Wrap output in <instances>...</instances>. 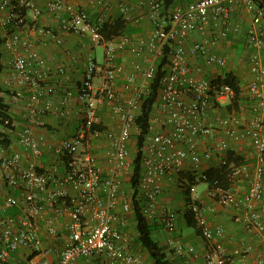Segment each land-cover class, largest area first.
I'll use <instances>...</instances> for the list:
<instances>
[{
    "label": "built area",
    "instance_id": "built-area-1",
    "mask_svg": "<svg viewBox=\"0 0 264 264\" xmlns=\"http://www.w3.org/2000/svg\"><path fill=\"white\" fill-rule=\"evenodd\" d=\"M121 10L128 23H138L148 18L153 24L150 38L122 36L117 41L103 42L101 32L105 21L103 13L95 19L84 8L67 0H48L43 8L35 0H0L2 25L8 32L3 47L12 54L14 81L29 92L27 123L18 132L19 145L35 158L42 157L46 148L44 138L34 129L44 125V117L55 113L50 97L57 92L47 84L48 73L38 66L46 63L40 50L21 28L31 19L37 23L47 11L59 19L60 30L38 27L47 41L63 43V33L88 37L96 45L105 47V61L88 62L85 77L79 86L78 96L84 104V122L70 139L50 147L54 154L66 160L67 170L58 173L55 163L40 170L35 160L23 154L0 155V264H153L134 248L128 227V215L133 210L134 194L124 201L118 211L122 179L133 175V159L129 143L136 125L143 96L149 93L156 77L157 66L142 71L137 64L126 77L127 96L116 87L124 66L117 62L118 52L128 49L134 56L144 57L153 52L158 58L168 59L162 78L158 101L151 115L152 134L147 139L142 155V174L137 188L144 215L152 222L165 226L169 233L178 228L179 213L159 204L164 193V182L190 167H198L203 161L210 167L215 161L228 164V152L232 142L250 141L257 154L254 169L245 165L233 167L230 181L245 179L248 192L242 198L234 186L225 187L215 181L210 188L218 203L225 207L245 205V215H236L235 222L243 223L249 233L264 234V0H180L165 13L166 0H143L148 3L145 13H135L126 0H110ZM106 5L109 3H101ZM244 7L251 14L246 29L251 53L249 69L253 75L246 95L253 102V117L245 119L240 112L229 115L216 113L208 123L209 111L216 103H228L235 92L228 84H219L209 78L206 66H192L189 56L203 57L206 65L216 69L228 66V59L216 53V48L229 33H241L243 28L234 22L237 8ZM62 34V35H61ZM198 35L192 47L186 42ZM66 75V68L59 67ZM143 72L144 81L135 84L136 76ZM97 74L102 83L96 84ZM20 95V94H19ZM73 92L67 91L57 112L66 117ZM107 105L120 122L118 132L97 128L102 122L99 107ZM224 137L219 139L217 134ZM93 139L109 142L105 154L109 171L104 170L96 154L81 149ZM199 148L203 149L200 153ZM82 159V160H81ZM204 171L201 178L206 181ZM132 177V176H131ZM130 177V178H131ZM192 210L196 213L201 235L209 244L204 251L187 244L181 237L168 240L171 251L182 258L184 264H235L238 258H248L254 246L247 241L228 249L222 239L226 236L223 226L214 227L205 216V207L197 202L196 187H191ZM105 195V196H103ZM19 208L20 214L8 211ZM51 211V217L47 212ZM66 218L63 228L57 219ZM46 220L47 233L54 240L45 241L40 222ZM60 241L57 246L55 241ZM15 254H17L15 256ZM51 256H54L52 258ZM256 264H264V253L255 257Z\"/></svg>",
    "mask_w": 264,
    "mask_h": 264
},
{
    "label": "crops",
    "instance_id": "crops-1",
    "mask_svg": "<svg viewBox=\"0 0 264 264\" xmlns=\"http://www.w3.org/2000/svg\"><path fill=\"white\" fill-rule=\"evenodd\" d=\"M37 4L45 8L48 0H35ZM75 3L76 5L86 9L93 18L97 19L101 13L105 15V19L114 17L120 14L121 11L119 7L111 2L110 0H68ZM131 7H133L135 13H145L148 3L143 0H126ZM101 3H109L102 5ZM5 14L0 16V36L5 38L8 32L11 31L2 25L1 19ZM251 14L244 7L237 8L234 14V22L240 24L243 28L241 33L230 32L226 40L215 49L216 53L222 55L228 59V66L224 69H216L206 65V61L203 57L197 59L189 56V62L192 66L201 64L206 66V73L209 78H214L217 75H224L225 73L232 72L237 75L242 81L243 91L246 94L247 88L250 82L253 80V75L249 69L248 57L251 53V48L248 45L246 29L251 22ZM130 27L137 29L132 34H124L123 36L131 37H143L150 38L153 32V24L148 18H144L138 23H129ZM38 27H50L56 31L61 32L59 19L51 14L50 12H45L37 23L32 22L30 19L27 20L25 25L22 26L21 31L27 35L31 41L40 50L42 57L46 59V63L42 66H38L39 71L43 73H48L46 82L47 84L54 85L57 88V92L53 94L50 99L55 106V113L50 112L44 117V125L38 126L34 129V133L38 137L44 138L43 145L46 148L45 154L40 158H35L30 153L26 152L18 143L17 136L26 125V115H27V100L29 92L20 87L13 78V68L11 64L12 54L8 52L4 47H1L2 53V64L3 72L0 74V84L4 87L6 91V97L8 103L11 106V113L13 117V122L15 129L10 133L12 137V144L0 150V155H12L15 153H21L26 159L35 160L39 169L44 170L48 168L51 164L55 163V169L58 173H64L67 170L66 160L61 159L54 150L50 147L57 146L63 140L70 139L73 137L82 127L84 122V104L78 96L79 86L81 85L85 74L88 62L91 59L97 60L96 57V45H94L88 37L81 36L72 33H63V43L57 44L51 41H47L46 37H43L41 33L37 30ZM62 33V32H61ZM122 37V36H121ZM121 37L116 38L113 41H117ZM198 39V35H192L186 42L187 49H190ZM104 47V46H103ZM105 50V47H104ZM159 60L153 52H147L144 57L134 56L128 49L118 52L117 62L124 66L123 73L120 74L116 82L117 90L124 96H127L129 92L126 90V77L135 70V66L139 64L142 67V71L148 70L151 66L155 65L158 67ZM98 61V60H97ZM105 61V59H104ZM104 63V62H103ZM64 66L66 68V75L59 72V67ZM144 81L143 72H139L136 76L135 84H140ZM96 84L102 83L101 75L97 74L95 78ZM72 91L73 96L69 102V112L66 117L60 115L57 110L61 108V101L64 94L67 91ZM20 94V95H19ZM226 104V103H225ZM224 105V103H222ZM246 110L240 115L245 119H250L253 117V110L251 109L252 103L245 104ZM140 112V111H139ZM139 112L137 114H139ZM220 112L222 115H229L233 113H226L225 111L217 108H211L209 111V116L207 122H212V118L216 113ZM98 115L101 119L102 126L106 129L118 132L120 130V122L113 115L110 108L107 105H102L99 107ZM139 133L137 128L133 131V136L130 140L129 147L131 150V155L136 152V135ZM221 139L224 137L222 132H219L216 136ZM109 147V142L104 140L93 139L91 141L85 142L81 149H85L94 153L99 158V163L104 170L103 179L106 178L109 166L105 159V153ZM200 153H203V149L199 148ZM236 156L244 158L243 165L247 166L249 169H254L257 164V154L250 141L244 142H232L231 150ZM229 151V152H230ZM229 155V153H228ZM82 160V159H81ZM188 168L183 170L185 175L177 174L173 175L171 178H167L164 182L165 189L164 193L159 197L158 201L160 205L169 206L179 213L178 228L172 234L169 233L165 226L158 222H151L153 226V236L159 242L160 247L163 249L169 261L173 264H184V261L176 256L170 249L168 240L171 236L181 237L187 244L197 247L200 251L204 252L209 244L205 241L203 236L197 229L190 227L184 216L185 214V201L181 195L179 185L183 181H187L188 175L197 176V180L194 185L196 187L197 200L205 207V216L208 218L209 222L214 226H223L226 230V236L222 239V243L228 248L233 249L238 245H241L244 241L252 244L254 246V253L248 258H238L235 264H256L255 257L259 253H264V234H253L246 231L243 223H236V215H245L247 212V207L242 205L241 207H225L221 206L218 201L212 196L210 187L207 184V188L198 193L197 186L200 182L199 176L203 171L208 169L210 165L208 162L203 161V163L198 167H190V162L188 161ZM187 175V176H186ZM132 175L126 174L122 179V188L119 196V206L118 211L122 210V203L126 200H130L133 195V190L130 184V177ZM232 186L238 191L239 195L244 198L248 192V184L245 179H241L231 183ZM105 196V195H103ZM19 208H13L9 210L8 213L12 215L20 214ZM47 217H51L52 212H47ZM128 227L130 231L134 248L142 252L148 261L152 262V259L146 251V249L137 242L139 232L137 228V219L134 210H132L128 215ZM264 220V212H263ZM66 218H60L56 220V223L61 229L65 224ZM47 222L43 220L40 222L42 227V237L45 241L54 240L47 233ZM57 246L61 243L60 241H55ZM17 254H15L16 256ZM54 258V256H51Z\"/></svg>",
    "mask_w": 264,
    "mask_h": 264
},
{
    "label": "trees",
    "instance_id": "trees-1",
    "mask_svg": "<svg viewBox=\"0 0 264 264\" xmlns=\"http://www.w3.org/2000/svg\"><path fill=\"white\" fill-rule=\"evenodd\" d=\"M178 1L180 0H166L164 15L168 16L169 14L168 11L173 6L179 4L177 3ZM11 30L14 31L16 30V28L12 27ZM136 30L137 29L130 27V24L125 20L121 12L120 14H117L114 17L105 19V21L103 22L101 28V32L103 35L102 43L113 41L116 38L123 36L124 34L130 35ZM4 39L5 38H2L0 36V74L4 70L2 64V53H1V47H3ZM165 53H166L165 56L161 57V59L159 60L156 77L150 86L149 93L143 96L140 112L136 118V125L138 127L139 133L136 135L137 149L135 154L133 155V175L130 178V184L134 194L133 210L135 212V216L137 219V223H138L137 228L139 232L137 242L140 245H142L146 249V251H148L153 264H173V263L169 261L163 249L160 247L159 242L152 234L153 233V226L151 224L152 221H150L142 211V205H141L142 202L137 199L138 197L137 188L140 183V178L142 174L143 148L147 139L152 134L151 115L158 101L159 92L162 86V78L166 73L164 67L167 64L168 48L166 49ZM214 82L219 84H228L232 86L234 89L235 95L230 100V102L224 105H222V103H216V106L219 109L222 108V110L225 111L226 113L240 112L242 106H246L245 104L247 103L249 104L253 102V100L244 93L242 87V81L234 73L228 72L225 73L223 76H218L214 79ZM5 94L6 91L4 87L0 84V150L9 147L12 144V137L10 133L15 129L13 117L11 113V106L8 103V99ZM97 128L106 129L102 125L97 126ZM228 153H229V155H227L228 164L226 166L220 165L217 161H215L211 167L205 170L206 171L205 173L208 176V180L204 181L201 178L202 173L199 176V180L202 182H206L210 188L213 187L215 181H218L222 186L225 187L231 186L232 182L230 181V172L233 167L243 165L244 158L236 156L233 151H230ZM179 174L185 175L183 171L180 172ZM196 180H197V176L188 175L187 181H183V183L179 185V188L186 205L184 216L187 220V223L190 227L197 229L201 234V230L198 226V220L196 218V213L191 208L193 202L191 187L195 186L194 183ZM213 197L217 200L215 196Z\"/></svg>",
    "mask_w": 264,
    "mask_h": 264
},
{
    "label": "rangeland",
    "instance_id": "rangeland-1",
    "mask_svg": "<svg viewBox=\"0 0 264 264\" xmlns=\"http://www.w3.org/2000/svg\"><path fill=\"white\" fill-rule=\"evenodd\" d=\"M96 57L99 63H103L105 59V50L103 46L96 47ZM207 188V184L205 182H200L197 186L198 193H202L203 190Z\"/></svg>",
    "mask_w": 264,
    "mask_h": 264
}]
</instances>
